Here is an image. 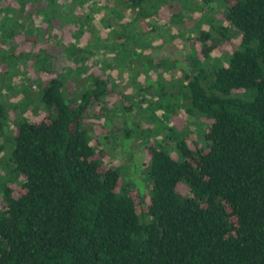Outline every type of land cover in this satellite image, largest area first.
<instances>
[{
  "label": "trees",
  "instance_id": "1",
  "mask_svg": "<svg viewBox=\"0 0 264 264\" xmlns=\"http://www.w3.org/2000/svg\"><path fill=\"white\" fill-rule=\"evenodd\" d=\"M93 1L16 0L19 13L27 7L42 16L39 34L25 28L18 9H0L8 48L0 49V77L25 54L35 76L24 103L0 102V264H264V0H113L101 18L106 40L87 14H75ZM195 1L223 10L219 20L207 17L204 31L197 19L199 54L192 45L184 62L171 52L145 55L157 52L147 38L156 29L141 23L167 8L178 26ZM86 27L89 42L78 46ZM64 28L75 43L53 33ZM16 37L26 50L15 52ZM226 45L222 61L211 57ZM101 50L111 62L88 73L85 62ZM140 64L156 79L114 100L120 84L102 73H126L132 82ZM143 96L145 107L137 102ZM157 110L182 111L196 133L168 126ZM118 124L125 141L154 137L142 184L130 167L122 172L106 161V135Z\"/></svg>",
  "mask_w": 264,
  "mask_h": 264
},
{
  "label": "rangeland",
  "instance_id": "2",
  "mask_svg": "<svg viewBox=\"0 0 264 264\" xmlns=\"http://www.w3.org/2000/svg\"><path fill=\"white\" fill-rule=\"evenodd\" d=\"M62 0H59L61 3ZM113 0H94L93 2H88V5H85L84 7L77 8L75 9V14L77 16H80V19H84L85 15L87 14L89 16V25L93 27V29L97 32L100 38L106 40V35L108 33V29L103 26L101 22V18L103 15V11H105L106 5H111ZM194 1V0H192ZM90 3V4H89ZM200 3H196V1L192 5H188L183 11V15L181 17V23L178 24H173L171 18H170V12L167 8H162L159 10L157 17L154 18V22L151 24L149 23L148 25H145V21L141 23L142 29H148L149 26H153L156 31L154 34L148 36L149 41L151 42L153 48H156L157 52H153V50H148L146 51L145 55H151L155 59H165L163 58L164 56L167 57L166 52L168 55L170 52L175 56L178 57L180 56L181 61H185V56L189 55L192 52V45L195 46L194 52L195 54H199L200 50H197L199 43H197L196 36L197 33L199 32L198 24L199 21L197 19H202V25H201V30H206L208 28L209 22L207 17H212L214 19H220L223 14V10H212L208 9V6H200ZM75 4L73 2H70V8H74ZM24 8L27 9L28 12H24ZM180 6L177 4L176 8L177 11L179 10ZM0 9L3 10H9V13H11V10L15 11L18 9V18L21 20V22L24 24L26 29H34V32L39 34V28L42 26V16H40L38 13L35 14H29V10L27 7L20 8L21 12L24 13H19V5L17 4L16 0H0ZM112 10V8H109ZM109 9L105 12V17L106 19H111L113 18L109 12ZM118 10H124V7L120 9V7L117 8ZM92 10V11H91ZM4 11V12H5ZM7 12V11H6ZM120 12V11H119ZM3 12L0 15V18L2 17ZM29 15L31 17H29ZM124 15H128L130 19L134 17V11L131 9H127L125 11ZM128 18V19H129ZM71 18L69 19V21ZM127 20V17L125 18ZM126 22V21H125ZM183 23V24H182ZM145 25V26H144ZM186 25V26H185ZM185 26V27H184ZM184 27V28H183ZM116 29H120L119 26L115 27ZM70 30H73L72 26H69ZM181 29H183L181 31ZM89 31L88 27L85 28V33L83 36L79 37L78 39V46H85L89 42ZM57 35V38L61 41H63L64 44H69V43H75L76 39H73V37L70 35L69 31L67 28H64L62 30H58V32H53ZM50 35V34H48ZM51 36V35H50ZM188 39V41H187ZM23 37H16V41L19 42L18 45L16 46L15 52L18 53V51H23L26 50L24 48V45L22 43ZM146 42V41H145ZM236 40L234 39V43ZM26 46V45H25ZM0 49H5L8 50L5 42L3 39L0 38ZM28 50V49H27ZM225 50H228L227 45L224 47L217 48L211 53V57L214 59H217L219 61H222L224 59V55L226 53ZM177 51V52H176ZM28 52V51H27ZM152 52V53H151ZM176 52V53H175ZM145 55L144 58H145ZM170 57V56H168ZM29 55L25 54V57L23 59L19 57H15L12 59V66L10 67V71L8 74H4L2 77H0V102H4L5 104L8 102H13L17 101L18 103H24L25 98V92L24 90L28 89L34 90V84H33V79H34V74L29 67V64L26 62L28 61ZM113 58L112 53H109L108 51L102 52L99 51L97 54H95L93 57L89 58L85 63L87 67L89 68L88 73H99L101 69L99 68L103 60L106 62H111ZM174 59V58H172ZM167 60V59H166ZM73 61L77 64L78 62V57H75ZM72 64V63H71ZM186 64V62L184 63ZM98 65V66H94ZM138 72L139 74L137 75V79L135 81L130 82L128 80V75L126 73L119 74L117 71H106L104 74L105 77L108 76L107 81H115L117 84H120L119 90L122 92L120 95H114V100L115 98H118V100L123 99L125 100V97H128L132 93V88L135 87L138 83H144L146 80H155L156 76L154 74V71L150 70L147 73H142L143 64L138 65ZM180 72L178 71L176 75H178ZM170 74V73H169ZM168 73L163 71V76L166 78H170ZM73 77L70 78L68 81L69 85H72L71 83ZM77 88V87H76ZM24 89V90H23ZM78 89V88H77ZM24 96H22V94ZM23 97V98H22ZM138 97L137 102L141 105V107H145L147 101L150 99L147 96ZM117 100V101H118ZM140 100H143L141 102ZM20 101V102H19ZM12 109L7 108L6 112H9L10 116L12 115L11 118H13L14 112H11ZM24 117L28 118L29 121H34L35 118L34 115L30 112H21ZM136 109L133 111V118H136ZM155 115L157 118H160L163 122H165L168 126L175 127L178 130L181 129H189V133H196L197 127H194L193 123H188L186 122V116L185 114L181 111L178 112L175 116H169L167 115L164 111L162 110H157L155 112ZM131 119L130 117H127L126 120ZM141 120V119H140ZM12 121V120H11ZM130 121V120H129ZM141 126H144L141 124ZM13 123L10 122V120L6 121V126H5V132L8 134V132L12 129ZM146 128V127H145ZM123 126L121 124H118L112 128V130L107 133L106 137H108V140L105 143V147L108 149V160L107 163L112 164L116 167H120L122 172L126 169L133 170L132 175L136 180V184H142L141 183V169L140 166L141 164L148 159L147 152L145 151L146 145L149 143L154 142L153 138H147V135L145 134V138L142 137L132 141H125V136L123 133ZM141 134V133H137ZM192 134L190 135L192 138ZM191 138L188 140V144L192 145V141L195 140V137L193 140ZM130 171V170H129ZM127 172V171H126ZM132 177V178H133ZM136 192V191H135ZM134 192V193H135ZM18 192H15L14 195H17Z\"/></svg>",
  "mask_w": 264,
  "mask_h": 264
}]
</instances>
